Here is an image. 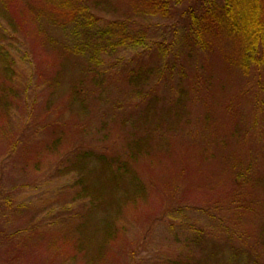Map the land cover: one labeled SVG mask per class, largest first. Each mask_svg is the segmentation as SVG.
I'll use <instances>...</instances> for the list:
<instances>
[{"label": "rangeland", "instance_id": "1", "mask_svg": "<svg viewBox=\"0 0 264 264\" xmlns=\"http://www.w3.org/2000/svg\"><path fill=\"white\" fill-rule=\"evenodd\" d=\"M195 3L144 19L97 73L27 0H0V264H264V66L246 73L224 36L196 50ZM87 151L145 188L110 186L92 158L81 183Z\"/></svg>", "mask_w": 264, "mask_h": 264}, {"label": "trees", "instance_id": "2", "mask_svg": "<svg viewBox=\"0 0 264 264\" xmlns=\"http://www.w3.org/2000/svg\"><path fill=\"white\" fill-rule=\"evenodd\" d=\"M27 1L33 7L32 13L36 12L39 18L46 19L53 27L68 32L67 40L75 44L70 51L81 57L85 71L100 73L104 54L108 51L118 45L128 47L129 42L138 45L146 39L143 33H134L133 28H149L145 26L144 19L150 16L164 18L174 5L177 6L184 0H120L126 3L125 7L128 9L125 8L124 16H110L111 18L108 17L109 14L100 13L96 6L114 0H37V4H32L35 0ZM200 5L202 14L196 3L183 13L189 19L188 38L196 50L205 52L215 38L228 37L239 43L240 67L247 73L253 63L258 66L256 71L259 72L264 66V0H201ZM129 9L133 11L132 14H129ZM132 17L143 21H138V25H135ZM5 62V69L13 71L14 60L11 57L5 58ZM140 140L146 142L144 138ZM91 158L103 164L100 165L105 169L104 175L110 186H120L126 180L132 186L142 190L145 188L143 180L128 161L93 151L83 153V160L76 164L77 171L81 172L78 179L81 183L83 172L92 168L89 167ZM121 187L125 188L124 185ZM90 191V187L86 185L78 195L87 197L91 195ZM90 197L93 204L100 200L93 195ZM104 200L103 196L101 201Z\"/></svg>", "mask_w": 264, "mask_h": 264}]
</instances>
